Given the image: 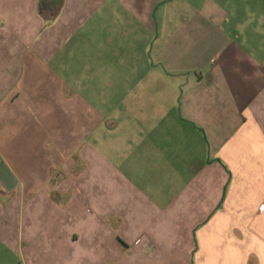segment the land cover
Segmentation results:
<instances>
[{"label": "crops", "instance_id": "crops-1", "mask_svg": "<svg viewBox=\"0 0 264 264\" xmlns=\"http://www.w3.org/2000/svg\"><path fill=\"white\" fill-rule=\"evenodd\" d=\"M4 249L264 264V0H0Z\"/></svg>", "mask_w": 264, "mask_h": 264}, {"label": "rangeland", "instance_id": "rangeland-1", "mask_svg": "<svg viewBox=\"0 0 264 264\" xmlns=\"http://www.w3.org/2000/svg\"><path fill=\"white\" fill-rule=\"evenodd\" d=\"M76 70V67H71V72ZM1 264H24L22 258L13 255L9 251L4 249L3 258Z\"/></svg>", "mask_w": 264, "mask_h": 264}]
</instances>
